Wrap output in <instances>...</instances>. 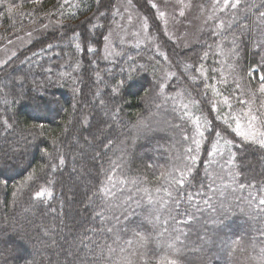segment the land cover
I'll use <instances>...</instances> for the list:
<instances>
[{
    "label": "trees",
    "instance_id": "obj_1",
    "mask_svg": "<svg viewBox=\"0 0 264 264\" xmlns=\"http://www.w3.org/2000/svg\"><path fill=\"white\" fill-rule=\"evenodd\" d=\"M7 2L19 7L9 13L5 7L0 6V45L45 24L50 25L51 29L32 41L7 66L0 68V264H88L85 257L90 259V254L79 240L85 234V229L98 226L99 220H93L94 209L88 205L86 193L90 194L101 182H107L104 173L109 168V160L121 164L116 169L114 181L137 180L140 187L150 190L160 186L162 181L157 177L161 172L172 169L177 163L176 157L186 147L180 130L174 127L183 122L172 111L173 102L165 103L163 97L142 100V91L125 88L115 95L112 93V87L128 75L122 69L127 70L130 64L134 63L137 67L143 65L132 73L133 79L128 81L130 84L148 86L165 69L161 57L156 52L145 50V47L122 52L112 62L102 61L100 51L105 33L115 21L116 0H71L73 6L66 5L64 11L72 15L51 17L53 21L62 20V26L50 23L46 16L47 13L57 12L62 0ZM256 2L259 3V0ZM133 3L139 12L151 17L153 10H150L145 0H133ZM72 29L80 35L74 36ZM157 35L173 66L178 59L180 62H196V53L202 55L207 44H215V38L206 33L201 36L198 44L180 53L163 34ZM257 40L255 34L243 35L239 41L238 56L229 58L210 55L203 63L209 69L219 68L221 61L233 63L238 59L239 64L245 68L255 67L260 60L256 53L264 55V51L255 47ZM76 43L81 44L79 50L75 47ZM88 45L94 47L96 52H89ZM129 57L135 60H129ZM223 67L225 75H228L227 65ZM172 69L176 72L175 66ZM177 74L181 80L174 77L168 81L170 86L166 88L165 94L175 95L177 91L184 93L176 101L177 104L199 99L197 94L202 91V86L197 87L187 81L180 72ZM101 100L104 104L100 103ZM117 107L121 111L114 120L113 111ZM196 115L200 113L196 112ZM208 118L211 119V116ZM4 120H8L13 127L5 128ZM140 120L148 127L139 139L137 133L140 129H133L132 126ZM160 121L166 127L151 131L150 128ZM33 124L44 125L42 135H30ZM94 135H98L95 140L92 139ZM105 137L112 139L113 145L102 150L100 140ZM74 138L86 148L88 157L85 165L90 172L86 176L88 184L83 191H76L69 197L64 189L65 179L79 165L74 158L79 152V148H75ZM238 139L237 146L232 149L236 156L233 171H240L241 178L247 181L257 184L264 182V152L254 147H242ZM88 140L91 142L88 143ZM207 147L205 144L204 148ZM220 147L223 149L224 145ZM44 149L48 150L49 155H45ZM97 151H102V155L93 159ZM61 155L64 158L63 165L59 164ZM199 156L202 163L198 162L197 169L199 178L203 179L207 166L203 149ZM50 163L56 164L57 169L53 171L45 167L44 172H38V175L53 181L47 185L52 189L53 197L40 202L33 195L44 184L43 179L31 189H22V185L30 173ZM214 168L216 173L224 175L219 167L214 165ZM4 180L6 184L2 182ZM224 183L230 181L225 179ZM219 184L220 181H217ZM118 187H123V192L118 193L121 201L129 194L136 199L140 198V194L134 190L129 192L130 188L135 187L131 183ZM233 187L237 190L232 191ZM249 191L252 190L240 191L237 185H232L223 191V195L220 192L215 195L208 193L213 196L214 204L219 206L223 201L228 208L223 216L210 209L202 212L188 209L195 213L197 220L185 227L184 230L188 232L185 243L189 247L197 246L200 243L199 237L207 233L209 243L198 254L203 257L205 264H260V249L264 248V214H257L254 208H249ZM74 202L79 209L73 213L67 208V203ZM147 209L145 198L141 206L135 208V215H131L128 220L121 217L122 223L117 225L120 229L119 245L124 246L125 241L133 240L134 247L141 254L139 257H130L134 264H157L162 257L173 258L163 246L167 237L158 239L156 231L144 221ZM184 209L182 204L181 211ZM115 214L120 215V210L116 209ZM172 215H176V212L173 211ZM210 217H215L217 223L213 224ZM137 225L142 227L137 228ZM134 231H140L149 238L141 242ZM114 238L112 234H104L99 239L101 243L117 247L113 243ZM238 238H243V249L237 246L229 254L228 243ZM85 243L88 241L85 240ZM69 252L73 255H69ZM127 255L117 251L112 264H123V257ZM184 255L189 259L196 258L189 251ZM182 264H187V261H182Z\"/></svg>",
    "mask_w": 264,
    "mask_h": 264
},
{
    "label": "snow or ice",
    "instance_id": "obj_2",
    "mask_svg": "<svg viewBox=\"0 0 264 264\" xmlns=\"http://www.w3.org/2000/svg\"><path fill=\"white\" fill-rule=\"evenodd\" d=\"M145 3L150 6V10H154L151 17L135 14L136 6L133 0H126V5L116 7L115 14H120L122 8L123 12L127 13L125 18L129 23H132L135 15L139 28L133 35H144L148 43L153 44L157 37L149 32L151 28L156 34H163L169 39H173L175 32L172 30L177 25L183 26V21L188 20L192 13L196 12L198 13L197 18L201 20L202 30L207 29L208 35L215 38V44H207L202 55L196 53L198 57L196 62H181L177 65V67H181V65L183 67L181 76L197 87L202 86V91L197 94L199 99H189L187 103H176L184 95L180 91H177L175 95L165 94L166 88L170 86L167 82L176 77L175 72L162 69L161 76L145 86L128 83L133 79L132 73L138 71V67H143V65L137 67L133 63L129 65L127 70L122 69V71H127L128 75L112 87V93L115 95L122 88L134 89L144 93L141 97L142 100L163 97L165 103L172 101V111L177 113L183 122V124H176L174 127L180 130L186 147L183 153L176 157L177 163L172 166V169L161 172L160 176L157 177L162 183L152 190L140 187L137 180L114 181L116 169L120 168L121 164L118 161L109 160V168L104 173L107 182H101L90 194L86 193L87 203L94 209L93 220L98 219L99 225L86 228L79 243L90 254V259L88 256L85 257L88 264H112L117 251L121 254H128L123 257V264H134L130 257H139L141 254L134 247L133 240L125 241L124 246L119 245L120 229L117 228V225L122 223L121 217L128 220L131 215H135V208H139L141 201L146 198L148 214L144 217V221L156 231L158 239L167 237L163 241L164 246L173 257H162L157 264H182V261H187V264H205L203 257L198 254L202 253L209 243L206 238L207 233L205 232L203 236L199 237L200 243L197 246L189 247L185 243V240L188 239V232L184 230L185 227L197 220L195 213L188 211L189 208H194L195 212L210 209L213 213L223 216L228 212V208L225 207L223 201L219 206L214 204L212 202L213 196L208 195V193L215 195V193L220 192L223 195L225 189L237 185L240 191L252 190L248 193V206L254 208L257 214H264V182L257 184L253 181H247L246 178H241L240 171H233L236 156L232 151L237 146V138H239L238 144L240 146L254 147L255 150L264 152V55H260V52L256 53L260 56V60L255 67L248 66L245 68L239 64L238 59L233 63L221 61L219 68L209 69L203 63L210 55H221L229 58L238 56L240 37L248 34H255L258 37L255 47L264 51V0H259V3L256 0H145ZM66 5L68 7L73 6L71 0H62L58 5L57 12L46 14L50 23L62 26V20L53 21L51 17L72 15V13L64 11ZM0 6L5 7L9 13H12L14 8L19 7L7 2V0H0ZM48 26V24L44 25L45 28ZM96 26L93 25V27ZM71 31L74 36L80 35L74 29ZM170 32H172L171 35ZM108 39V36L104 37L105 41ZM226 45L230 47L226 48ZM155 46L157 56H162L165 61L171 63L169 56L159 50L160 46L158 44ZM75 47L79 50L81 44L76 43ZM87 50L96 52V49L91 45L87 46ZM112 54L109 53V55ZM114 54L119 55V53ZM104 58L107 59L108 57L105 56ZM129 60L134 61L135 58L129 57ZM10 61L11 57L0 62V68L7 66ZM225 64L229 69L228 75H225L224 72L223 66ZM77 67H79L78 63ZM229 77H231V81ZM100 103L104 104V101L101 100ZM156 107L159 108L160 105L157 104ZM119 111H121L119 107L114 109V120ZM196 112H199L200 115H196ZM209 116L211 119L208 118ZM215 121L219 123H215ZM3 126L9 129L13 127L8 120L3 121ZM31 127L33 131L30 135L43 134V124H33ZM132 127L139 130L148 126L140 120ZM99 131L102 132L103 129H99ZM53 142L55 143V140ZM205 144L208 145L207 148H204ZM221 144L224 145L223 149L220 147ZM100 145L102 150L109 149L113 145V140L105 137L100 140ZM202 149L206 153L207 166L203 179H200L197 164L198 162L202 163L199 156ZM44 153L49 155L47 149H44ZM101 155L102 151H97L93 159L101 157ZM59 164H64L62 155L59 157ZM214 165L219 167L220 172L224 173L223 176L215 172ZM45 167L55 171L58 166L51 163L47 166H40L38 170L29 174L22 185V189L23 187L31 189L34 184L43 179L44 184L39 186L33 195V198L40 202H46L45 198L50 200L53 197L52 189L47 186L53 181L38 175V172H44ZM225 179L230 183L225 184ZM217 181H220L219 185H217ZM2 182L7 183L6 180ZM127 183L135 186L134 189L130 188L129 192L134 190L140 194L139 199L129 194L124 200H120L118 193L123 192V187H118V185ZM236 190V187L232 188V191ZM182 204L185 206L184 211H181ZM201 205L204 206L203 209ZM116 209L120 210V215L115 214ZM52 211L55 212L56 209H52ZM173 211L176 212V215H172ZM177 217H184V219ZM210 219L213 224L217 223L215 217H210ZM113 221H115L114 224ZM141 227L142 225H137V228ZM87 233L92 235H87ZM104 234H112L115 237L113 243L117 247L101 243L99 238ZM134 235L141 242L149 238L140 231H134ZM93 237H97V239H93ZM85 240L88 243H85ZM237 246L241 250L243 249V238L234 239L228 243L229 254L236 250ZM186 251L191 252L196 258L189 259L184 255ZM69 255H73V253L69 252ZM260 264H264V248L260 249Z\"/></svg>",
    "mask_w": 264,
    "mask_h": 264
},
{
    "label": "rangeland",
    "instance_id": "obj_3",
    "mask_svg": "<svg viewBox=\"0 0 264 264\" xmlns=\"http://www.w3.org/2000/svg\"><path fill=\"white\" fill-rule=\"evenodd\" d=\"M126 5V0H116L115 4V10L116 7ZM154 11V10H153ZM135 14H138L140 16H143L141 12H139L136 8L134 10ZM127 16L126 12H123V9L121 8L120 14H116L114 24L107 29L105 36H108V41L103 40L102 48L100 51V58L104 62H112L114 59H116L120 53L126 52L131 48H137V47H145V50H151L153 52L157 53V48L155 45H159V50L162 52L164 51V48L161 46V43L159 42L158 35L154 32L153 29H149V32L152 33L154 36L157 37V39L153 42V44H149L148 41L145 39L144 35L141 36H135L133 33H135L139 25L136 23L135 15L133 18L132 23H129L127 19L125 18ZM198 13L193 12L191 17L188 20L183 21V26L177 25L175 29L172 31L175 32V36L173 39H169L168 36L163 35L164 38L170 42L172 47L176 49L178 52H184L189 50L190 48L194 47L196 44H198L201 41V36L203 34L208 33L207 29L202 30V24L201 20L197 18ZM151 23V22H150ZM51 29L50 25L45 28L44 25L37 28V30H29L22 34L17 35L15 38L6 41L2 45H0V62H3L5 60H8L9 57H11V60L16 57L23 49H25L32 41H34L36 38H38L40 35L47 32V30ZM31 33V35H29ZM170 35L172 32L169 33ZM104 36V37H105ZM109 53H113L112 55H109ZM114 53H119V55H116ZM166 53V52H165ZM15 54V55H13ZM107 56L108 58L105 59L104 57ZM163 62V66L165 70L174 72L172 68L175 66V71L182 72L183 67H177L178 64H181L180 60H176V65H172V63H169L168 61H165L162 56H160ZM184 60V59H183ZM188 61V60H187ZM189 63V62H187ZM175 72V73H176ZM176 73L177 79L181 80L180 75ZM162 121L156 123V125H153L151 127V131L162 129L163 127H166L165 124ZM145 128L142 127L137 133V137L140 139L141 136L144 134L143 130ZM98 135H94L92 137L93 140L97 139ZM87 140V139H86ZM74 144L75 148H79V152L74 155L75 160L79 164L77 168H73L74 170L71 172V174L68 175L67 179H65L64 183V189L68 196L70 197L72 193H75L76 191L82 192L83 189L87 186L88 182L86 180L87 174L90 172V169L86 167L85 161H86V148H84L79 140L74 138ZM88 143L91 141H87ZM67 208L70 209V212H75L79 209V206L74 203H67ZM160 246H162L160 244ZM159 246V247H160ZM164 246V245H163ZM34 257H36L34 255Z\"/></svg>",
    "mask_w": 264,
    "mask_h": 264
}]
</instances>
